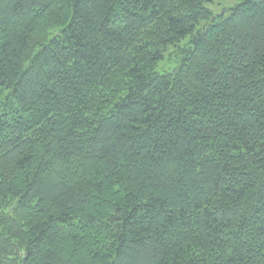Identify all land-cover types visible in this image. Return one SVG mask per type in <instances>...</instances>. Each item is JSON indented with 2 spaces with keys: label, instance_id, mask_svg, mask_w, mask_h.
Here are the masks:
<instances>
[{
  "label": "trees",
  "instance_id": "16d2710c",
  "mask_svg": "<svg viewBox=\"0 0 264 264\" xmlns=\"http://www.w3.org/2000/svg\"><path fill=\"white\" fill-rule=\"evenodd\" d=\"M238 1L0 0V264H264V0Z\"/></svg>",
  "mask_w": 264,
  "mask_h": 264
},
{
  "label": "rangeland",
  "instance_id": "374dc122",
  "mask_svg": "<svg viewBox=\"0 0 264 264\" xmlns=\"http://www.w3.org/2000/svg\"><path fill=\"white\" fill-rule=\"evenodd\" d=\"M213 5L210 7L216 15L224 13L229 8H232L239 3L238 0H213ZM139 263V262H137Z\"/></svg>",
  "mask_w": 264,
  "mask_h": 264
}]
</instances>
